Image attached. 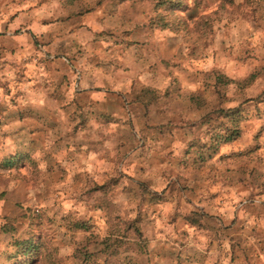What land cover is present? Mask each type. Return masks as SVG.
Wrapping results in <instances>:
<instances>
[{"label":"rangeland","instance_id":"obj_1","mask_svg":"<svg viewBox=\"0 0 264 264\" xmlns=\"http://www.w3.org/2000/svg\"><path fill=\"white\" fill-rule=\"evenodd\" d=\"M49 2L0 0V74L4 75V79L0 80V88L4 89V95L9 98L7 102H0V130L3 128L2 122L5 124L19 116L26 123L29 115L34 114L35 122L32 125L35 134L44 126L57 124L63 114L74 131L87 134L89 125L84 122V111L88 108L87 97L81 96L78 91L72 104H65L67 90L72 84L71 75L77 72L75 67L69 68L63 63L68 51L65 43L61 42L54 47L53 41L65 31L79 32L83 40H87L91 34L94 37L91 41L92 54L87 57L86 64L92 70L103 71L105 75L117 79L122 73H130L131 66L145 55L153 56L155 62L148 65L149 71L163 76L171 82L170 86L165 88L164 93L158 94L151 89L137 88L133 82V94L128 102H122L109 92L111 98L107 102L111 103L103 106L105 111L100 113L101 119L118 123L112 120L111 112L117 109L130 111L148 130L150 135L146 139L159 144L161 150L167 151L169 156L172 155L169 150L174 144L186 143L182 158L177 159L173 167L190 172L197 183L191 187L186 183L177 187L179 181L169 183L165 192L177 204V210L170 216L169 223L177 229L187 226L211 232L217 241L228 240V252L224 251L222 243L217 249L228 264H264V229L258 223L254 225L248 235L255 237L257 243L246 247L244 242L247 237L242 234V225L237 224L240 211H249L257 222L264 219V204L259 210L252 205L257 196H264V183L257 179L259 168L264 166V37H259V43L255 46L248 41L239 49L235 46L229 48L223 37L219 42L214 39L218 24L227 26L237 18L264 20V0H193L191 5L187 4V0H96L91 7H82L81 0H66L64 11L67 15L56 18L38 15L39 9ZM52 24L57 27L47 38L44 34L37 36V29ZM125 25H134V29L129 31ZM29 26L34 28V33H28L30 36L26 34ZM96 26L101 30H95ZM115 27L123 28L124 31L118 35L113 30ZM166 29L183 34V38L190 41L187 56L179 49L167 47L169 43L179 42L168 36H163L164 44L159 55H153L144 45L145 35L163 33ZM210 35L213 39H206ZM125 36L129 39H125ZM109 39L112 44L104 48L101 42L107 43ZM213 45L219 51H214L211 57L206 56L205 53ZM102 52L124 57L126 63H115L107 56L101 59L99 54ZM77 55L84 58V50L78 47ZM217 56L222 57L224 67L214 68L211 72L196 67L202 60ZM70 59L74 61L76 57ZM30 71L35 72L36 76H40L41 72L46 74L32 88V91H43L47 98L48 106L43 112L28 111L19 104L26 95L22 86L33 84L35 80ZM8 72L13 73V79L8 78ZM98 89L104 92V89ZM8 103L12 105L11 109ZM228 103H238L239 106L225 111L224 105ZM175 110L182 112L190 122L176 119ZM128 125L131 126L130 119ZM105 127H108L107 123ZM201 135L209 136L212 143L202 146L199 139ZM189 137L192 139L189 140ZM124 148L125 144L121 142L113 152L120 151L124 155ZM222 148L228 151L221 154ZM0 155H3L2 151ZM70 157L71 153L66 159ZM110 157L111 154H108L100 159L112 163ZM6 158L0 159V172L18 173L23 166L19 161L24 157H14L15 164L9 168L2 166ZM137 166L141 172L144 171L142 164L137 163ZM48 172V191L43 199L56 194L52 187L68 179L67 168L59 161L53 160ZM205 173L211 182L208 188L199 182ZM138 188L141 193L138 217H147L150 211L155 215L160 205L172 202L154 197L143 184L138 185ZM243 191L249 193V204L243 209H237L234 219L228 225L215 223V217L209 212L182 214L179 211L181 202L191 204L197 197L201 202H209L212 206L227 210L229 205L235 206L234 200ZM101 192L104 189L100 185H91L87 179L77 175L74 177L73 192L64 194L76 197L89 212H103L105 216H110V205L98 199ZM200 192H206L207 195L200 196ZM0 200L5 201L4 207L0 209V220L4 222L0 224V240L11 241L20 254L26 253L27 245L32 247L31 253L26 254L22 263L21 256H16V253H0V264H14L18 259L19 264H48L51 253L47 232L55 224V219L35 211L36 202L29 203L19 192H0ZM60 221L64 224L67 219L61 217ZM101 221L107 222L103 217ZM96 227L95 217L81 218L69 225V230L81 234L87 245L79 250L80 264H96V257L115 256L129 235L143 238L149 230L148 225L142 230L138 223L114 225L110 232L113 238L104 240L101 251L94 254L88 251V246H92L96 239L90 235ZM25 230L28 239H17ZM137 247L139 260L135 264H153V253L147 250V245L139 244ZM155 259L156 264L164 260H173L175 264H201L200 261L194 262L191 256L182 260L175 251L167 249L157 251ZM104 264H108L107 259ZM128 264L133 262L129 261Z\"/></svg>","mask_w":264,"mask_h":264},{"label":"clouds","instance_id":"obj_2","mask_svg":"<svg viewBox=\"0 0 264 264\" xmlns=\"http://www.w3.org/2000/svg\"><path fill=\"white\" fill-rule=\"evenodd\" d=\"M193 0H187V4L191 5ZM239 2V0H238ZM96 0H81L82 7L94 6ZM67 7L66 0H50L39 9L38 15H44L49 18H56L61 15H67L64 9ZM100 13H97L99 15ZM56 25L52 24L47 27L36 30L37 36L41 34L47 35L53 33ZM129 31L134 29V25H125ZM95 30H101L96 26ZM120 35L124 29L115 27L113 29ZM79 32L70 30L58 35L53 41L54 47L65 43L67 58L63 63L69 68L75 67L77 72L71 75V88L67 90L66 105H71L79 91L80 94L87 97L88 108L84 111V122L89 127L85 132H76L74 127L66 122V118L61 114L57 124L52 127L44 126L33 134V125H26L21 128L20 125H13L12 129L0 130V159L5 156L14 158L18 155L24 158L19 161L20 167L18 173L0 172V192L7 191L9 194L14 192L21 193L25 199L31 203H35V211L45 213L55 219V224L51 226V230L47 232L49 240V252L51 259L48 264H80L79 250L86 245L81 234L74 233L69 230V225L81 218L95 217L98 227L93 228L90 235L96 237L92 246H88L90 253H99L102 248V242L106 239H112L110 232L114 225H130L138 223L143 230L146 225L149 230L144 234L143 238L135 235H129L123 245L117 250L118 254L111 257H96V264H104L105 259L108 264H128L132 261L135 264L139 260V249L137 245L146 244L147 250L153 253V264H156L155 253L161 249L175 251L181 256L182 260H187L189 256L201 264H228L217 251L218 246L222 243L225 252L230 250L228 240L217 241L211 232L202 231L193 227H179L169 223V218L177 210V204L165 189L168 188L170 182L179 181V184L186 183L189 187L197 183V180L190 172H186L182 168L173 167V163L177 159L182 158V150L187 144H174L169 150L172 155L169 156L167 151H162L159 144H154L149 137L148 130L143 126L142 122H138L135 115L130 111L117 109L111 112V118L118 123H111L101 119L100 113L104 112V105L112 96L119 98L122 102L130 101L133 94V82L137 88L151 89L158 94H162L165 88L170 86V81L164 79L163 76L156 75L149 71L148 65L154 63L153 56L145 55L132 65L130 73L120 75L117 79L112 75H105L103 71L92 70L86 64V59L92 54L91 41L94 38L91 34L87 40L80 38ZM163 36L171 37L178 40V43L167 44L168 48L179 49L185 56L188 54L190 41L183 38V34H177L170 30L161 32L148 33L143 39L144 45L153 52V55H159V50L164 44ZM227 42V46L232 48L235 46L239 49L246 42L250 41L253 46L259 43V37H264V20L257 21L251 17L248 20L237 18L233 23L216 25L214 39L219 42L220 39ZM129 39V37H124ZM212 40L213 36L206 37ZM104 48H108L112 44L109 39L107 43H103ZM81 48L85 52V57L81 58L77 55V48ZM114 47V46H113ZM214 51H219L216 45L210 47L205 53L206 56H213ZM101 59L106 56L111 57L115 63H126L124 57L114 55L112 52L100 53ZM127 53H125V56ZM75 56L73 61L70 58ZM222 57L214 59H204L196 64L197 68L203 69L205 72H211L214 68L224 67ZM231 67V65H229ZM30 75L35 77L33 84H25L22 86L26 95L22 97L19 104L25 109H32L43 112L48 104L47 98L43 91H32L34 84L40 82L41 76L46 74L41 72L40 76H36L35 72L30 71ZM9 79H13V73L8 72ZM4 79V75L0 74V80ZM78 81V82H77ZM97 88L104 89L103 93L97 92ZM174 88V86H173ZM194 92L195 88L192 89ZM231 95V93H230ZM8 97L4 95V89L0 88V102H7ZM238 103H228L224 105L225 111L237 108ZM11 109L12 105L8 103ZM127 107V104H126ZM176 119H183L186 123L190 122L187 116H184L179 110L174 111ZM129 119L131 126L128 125ZM99 120L100 123H96ZM199 123V120L195 121ZM108 127H105V124ZM217 132L220 129H216ZM5 132L8 133L5 136ZM189 140L192 138L189 137ZM200 144L210 145L212 143L209 136L201 135L199 137ZM123 142L125 148L120 151L113 152L118 144ZM207 151V149H205ZM221 154L228 150L222 148ZM70 159H66L69 157ZM111 154L112 163H108L101 156ZM161 159L164 160L161 163ZM53 160L59 161L68 170V179L59 185H54L52 191L56 194L43 199L48 191L46 186L49 176L48 169L52 165ZM142 164L144 171L141 172L137 163ZM33 163L35 167H33ZM81 176L87 179L91 185H100L104 192L98 194V199L107 201L111 207V215L105 216L103 212H89L84 203L77 201L74 196H66L64 193L73 192L74 177ZM259 182L264 183V166H261L257 173ZM200 184L204 188H208L211 183L207 174H202ZM146 186L147 191L154 197L167 199L171 203L160 205L155 210V215L151 211L147 217H138V205L140 204V189L138 185ZM214 190V189H212ZM206 192H200V196H206ZM249 193L240 192L239 196L234 200V205H229L228 209L212 206L209 202H201L197 197L193 199L191 204L181 202L179 211L182 214H191L192 212H209L215 217V223L228 225L234 219V213L237 209H243L249 204L247 199ZM86 199V198H85ZM5 201L0 200V209L4 207ZM264 204V196H257L252 205L259 210ZM64 217L67 222L61 224L60 218ZM101 217L104 221L102 222ZM119 217V220H117ZM238 225H242L243 235L247 237L245 246H255L257 240L248 233L251 228L259 224L264 229V219L257 222L255 216H251L249 211H240L238 213ZM4 222L0 220V224ZM17 239H28L27 230L22 231ZM183 245V247H181ZM16 249L12 246L11 241L0 240V253H15ZM161 264H175L173 260H164Z\"/></svg>","mask_w":264,"mask_h":264},{"label":"crops","instance_id":"obj_3","mask_svg":"<svg viewBox=\"0 0 264 264\" xmlns=\"http://www.w3.org/2000/svg\"><path fill=\"white\" fill-rule=\"evenodd\" d=\"M34 33V28L32 27V26H29V30L27 31V33L26 34H30V33ZM28 34V35H29ZM21 36V35H20ZM30 36V35H29ZM24 38H25V36H23ZM19 39L17 38L16 39V41H18ZM96 91L97 92H100V93H103V92H101L100 91V89H96ZM81 96H83L82 94H80ZM110 100V99H109ZM107 103H111V102H107ZM88 107V106H87ZM28 111H33L32 109H28ZM34 117H35V115L34 114H31V115H29V118H28V120L26 121V123L25 122H23L20 118H19V116H17V118H12L11 120H8L7 122H5V124L2 122V130L3 129H12V126L13 125H20L21 126V128H23L24 126H26L27 125V123H28V125L29 124H31L32 125V123L34 124ZM6 136L8 135V133L7 132H5L4 133ZM16 157H18V159L21 157L20 155L19 156H16ZM15 157V158H16ZM14 164H15V162H14V160H13V158H10V157H7L6 159H4V161H3V167H7V168H9V167H12V166H14ZM16 256H21V263H22V259H24V257L26 256V254H29V253H19V249L17 248V250H16ZM31 253V252H30ZM24 261V260H23ZM20 262H19V259H18V261L17 262H14V264H19Z\"/></svg>","mask_w":264,"mask_h":264},{"label":"trees","instance_id":"obj_4","mask_svg":"<svg viewBox=\"0 0 264 264\" xmlns=\"http://www.w3.org/2000/svg\"><path fill=\"white\" fill-rule=\"evenodd\" d=\"M165 1V0H164ZM29 244V243H28ZM32 251V247L27 245L26 253H30Z\"/></svg>","mask_w":264,"mask_h":264}]
</instances>
